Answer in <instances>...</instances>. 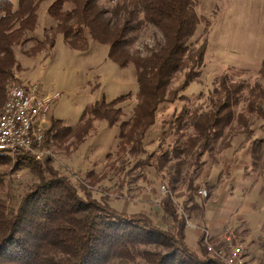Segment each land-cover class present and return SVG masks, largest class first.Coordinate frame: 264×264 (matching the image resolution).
Wrapping results in <instances>:
<instances>
[{
  "label": "rangeland",
  "instance_id": "rangeland-1",
  "mask_svg": "<svg viewBox=\"0 0 264 264\" xmlns=\"http://www.w3.org/2000/svg\"><path fill=\"white\" fill-rule=\"evenodd\" d=\"M98 2L105 8L106 17H110L113 3ZM47 5L48 2L43 3L38 10L35 31L15 47L20 67L15 71L12 86L36 84L42 91L61 93L50 111L46 129L53 120H58L60 126H77L87 106L119 96H123L117 104L121 114L113 126L93 120L81 142L75 138L60 142L47 136L48 143L26 159L0 158V198L8 207H17L38 182L32 167L49 158L54 170L70 181L81 197L88 192L97 200L107 201L117 211L143 214L165 230H175L162 209V198L167 194L172 196L179 213L190 206V198L200 204L218 202L227 212L223 231H232L235 236L230 237L232 242L243 245L248 264H264V96L250 94L257 87L264 88V0H197L196 12L207 22L200 23L189 46L195 50L208 39L199 77L184 90L177 91L173 104L159 108L155 124L143 136L144 152L137 155L119 151L120 123L130 121L137 103L134 66H117L108 58V46L91 39L83 53L70 48L60 36L52 49L36 50L38 40H43L44 35H54V22L46 13ZM162 42L161 31L148 25L131 34L129 49L145 56ZM184 74L180 72L173 77L168 91L173 92L182 85ZM224 80L227 87H241L233 111L234 118L241 116L246 124H238L234 119L231 128L224 132L226 137L220 138L214 151L203 154L198 167L193 157L181 156L171 158L157 169L156 158L162 151H170L176 139L183 141L192 133L191 127L182 124L183 129L174 124L176 116L184 109L208 110L214 90L223 87ZM181 96L184 99L178 98ZM147 155L152 156L149 161L154 166L143 164ZM178 161L182 163L181 174L171 183L173 171L168 167ZM138 162L142 164L134 167ZM90 171L104 178L94 185L87 177ZM190 179L194 180L193 192L188 189ZM200 187L207 190L206 197L198 195ZM194 215H189L187 220L197 223L200 234L206 230L212 239L211 231L201 226ZM236 215L240 216L239 220L233 218ZM195 245L201 258L212 259L201 254V241Z\"/></svg>",
  "mask_w": 264,
  "mask_h": 264
},
{
  "label": "trees",
  "instance_id": "trees-1",
  "mask_svg": "<svg viewBox=\"0 0 264 264\" xmlns=\"http://www.w3.org/2000/svg\"><path fill=\"white\" fill-rule=\"evenodd\" d=\"M98 1L17 0L14 4L12 0H0V108L20 67L15 47L35 31L38 10L48 2L46 13L54 22V35H44L43 40H38L36 50L52 49L60 36L70 48L83 53L91 39L108 46V58L117 66H134L137 103L130 121L120 123L119 151L137 155L144 152L143 136L155 124L159 108L173 104L177 91L184 90L199 77L208 39L195 50L190 48L189 41L206 19L196 12L197 0H107L113 3L110 17H106V10ZM148 25L161 31L163 42L149 55L130 52L131 34ZM180 72L185 73L182 85L173 92L168 91L171 80ZM224 83L225 80L223 87L214 90L208 110L184 109L176 116L174 124L183 129L191 127L192 133L183 141L176 139L170 151H162L156 158L157 169L171 158L181 156L193 157L198 167L203 154L214 151L220 138L226 137L224 132L231 128L234 119L238 124H246L241 116L234 118L233 111L241 87H227ZM250 94L264 96V88L257 87ZM178 98L184 99V96ZM122 99L119 96L87 106L77 126H60L58 120H53L44 131L43 145L48 143L47 136L58 141L75 138L81 142L93 120L113 126L119 121L121 109L117 104ZM87 114L90 117H85ZM27 156L30 153L24 152L16 158ZM151 158L147 155L143 164L153 165ZM181 164L178 161L168 167L173 171L171 183L181 174ZM32 168L38 182L17 207H8L0 198V264H221L201 258L185 242L187 217L201 216L203 212L202 205L193 198L183 213L178 212L171 195L162 198V209L175 226L170 231L154 225L143 214L117 211L107 201L97 200L88 192L81 197L76 187L54 170L49 158ZM87 177L94 185L104 178L93 171ZM188 189L195 191L193 179L189 180ZM202 239L203 233L199 241ZM202 250L205 256L203 247Z\"/></svg>",
  "mask_w": 264,
  "mask_h": 264
},
{
  "label": "built area",
  "instance_id": "built-area-1",
  "mask_svg": "<svg viewBox=\"0 0 264 264\" xmlns=\"http://www.w3.org/2000/svg\"><path fill=\"white\" fill-rule=\"evenodd\" d=\"M40 88L36 84L10 87L0 109V156L15 159L19 153H32L42 146L50 111L61 93ZM197 192L201 197L207 196L204 187ZM186 226L195 227L188 220ZM202 233L205 256L221 264H248L241 243H233L230 238L224 243H215L206 230Z\"/></svg>",
  "mask_w": 264,
  "mask_h": 264
},
{
  "label": "crops",
  "instance_id": "crops-1",
  "mask_svg": "<svg viewBox=\"0 0 264 264\" xmlns=\"http://www.w3.org/2000/svg\"><path fill=\"white\" fill-rule=\"evenodd\" d=\"M246 138H249V137H246ZM195 202L200 204L199 201L197 200ZM201 205L203 208V212L201 216H196V215L194 216L195 218H198L199 222L202 224L201 226L204 225V227H206L207 229L211 231V234L213 236L211 240H213L215 243H224L227 238L235 237L232 231H228L226 233L223 231L224 226L226 222L228 221L225 215L227 212L218 206V202L213 201V202H208L207 204L203 203ZM233 218L236 220H239L240 216L236 215ZM193 225H195V227H191L190 230H188V226L185 227V242L189 248H191L194 252L198 254L195 248L196 246L195 244L199 241V237L201 234L199 232L198 224L195 223ZM188 237H191V238L188 239ZM198 255L201 256L200 254Z\"/></svg>",
  "mask_w": 264,
  "mask_h": 264
}]
</instances>
